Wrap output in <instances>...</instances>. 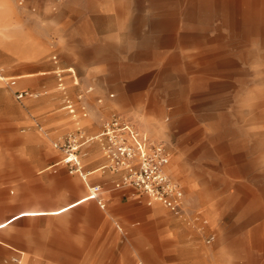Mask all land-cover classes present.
Segmentation results:
<instances>
[{
  "label": "rangeland",
  "instance_id": "1",
  "mask_svg": "<svg viewBox=\"0 0 264 264\" xmlns=\"http://www.w3.org/2000/svg\"><path fill=\"white\" fill-rule=\"evenodd\" d=\"M11 1L24 48L46 49L5 104L15 119L0 124V222L88 191L62 165L38 172L61 161L54 143L71 128L55 69L75 72L66 86L73 101L84 95L88 133L113 113L163 124L148 137L170 148L184 195L178 213L162 206L175 221L150 233L155 204L122 196L106 169L91 178L104 208L21 217L0 231V264H264V0ZM25 88L38 96L17 101Z\"/></svg>",
  "mask_w": 264,
  "mask_h": 264
},
{
  "label": "built area",
  "instance_id": "2",
  "mask_svg": "<svg viewBox=\"0 0 264 264\" xmlns=\"http://www.w3.org/2000/svg\"><path fill=\"white\" fill-rule=\"evenodd\" d=\"M69 71L75 75L72 68ZM59 79V87L64 89L65 86L61 78ZM74 83L78 84L76 80ZM38 94L35 91L22 90L15 93V98L22 101L37 97ZM83 96L80 94L77 97L81 103L79 108L67 94L63 97V109L74 117V121L87 116ZM96 139L103 141L107 168L120 175L113 183L114 189L131 188L140 196L146 197L148 205L159 203L173 210L181 207L184 190L169 172L170 148L165 143L140 133L126 117L117 113L102 122L101 130L96 135L79 127L68 133L62 141L54 143V147L62 153L61 163L70 174L78 175L82 179L88 178L90 171L85 169L82 157L86 148ZM101 192V185H91L86 198L97 199Z\"/></svg>",
  "mask_w": 264,
  "mask_h": 264
},
{
  "label": "crops",
  "instance_id": "3",
  "mask_svg": "<svg viewBox=\"0 0 264 264\" xmlns=\"http://www.w3.org/2000/svg\"><path fill=\"white\" fill-rule=\"evenodd\" d=\"M0 38L1 39H6V38H10L11 43H7L6 40H1L0 42V124H4L6 122H10L14 121V116H10L8 115V113L5 110V104L6 103H11V93H12V86L16 85V81H14L15 79H18L22 76H30L32 74H35L37 71V67L36 64L34 63V60L36 59V57L38 56V54H41L45 49H46V45H41V44H37V41L35 39H32L29 42V46L28 48H24V46L22 45V43H24V38H23V34L21 32V27L20 24L18 22L17 19V14H16V10L15 7L12 3L11 0H0ZM37 44V45H36ZM21 61H24L25 63H27V65L22 66ZM70 68L69 69H55L53 70V73L56 76L57 79V88L59 90V92L62 94V104H63V97L65 94H67L69 97L70 95L68 94V90H67V86H66V81H65V72H68L71 76H73L72 73H70ZM58 72H61V74L59 75ZM40 74H44L46 73L45 71H40ZM75 73V72H74ZM74 80H73V84L75 82V78L76 76L74 75ZM61 78V81L63 82V85L65 86L64 89H61L59 87V81ZM9 80H12L11 82H9ZM78 80V79H77ZM75 85V84H74ZM22 90H28V89H22ZM22 90H16V92L18 91H22ZM71 98V97H70ZM72 99V98H71ZM73 101V99H72ZM21 102V101H19ZM76 106L79 108L81 103L76 99V101H73ZM63 107V105H62ZM73 116H70L69 114L67 116H62L61 118V124H69V122L71 123V128L70 131H73L79 127L84 128L87 124V122H89V119H78L76 121L73 120ZM86 124H84L83 123ZM82 122V123H81ZM84 124V125H80ZM147 125H149V128H147ZM142 127L148 131V132H153L155 134H161L164 131L165 126L159 122L154 123L152 122L150 119H146L143 121V125ZM101 129H99L98 131H96L94 134L92 135H96L100 132ZM68 132V133H69ZM0 135H4L3 132H0ZM54 150H52L51 148H48L45 154H51L53 153ZM83 161H87L86 166L89 164H91V169H89L90 171V177H88L87 179H82L80 176V178L83 180L84 185L88 187V191L86 194L78 197L77 199H74L72 201H69L57 208H52V209H36V210H23V211H18V212H14L12 213L10 216H8L7 218H5L3 221L0 222V231L9 228L10 226H12L18 219H20L21 217H25V216H37V215H50V216H57V215H62L64 213L69 212L70 210L74 209L75 207H77L78 205L82 204V203H87L90 201H95L101 208H104L106 206V200L104 199L103 196V191L100 193V195L98 196L97 199H87L86 196L88 195L89 192V187L91 185L94 184H99L102 187V183L100 182H93L91 183V178L93 180V178L97 179V178H101L103 177V175L105 173H107L109 171V169L107 168V158L104 155V151H103V141L100 139H96L93 143H91L85 150V155L82 157ZM97 164H95L93 166V164L95 162H97ZM58 165H62L63 167L66 168L67 167L64 164H61V161H56V163H53L51 165H47L43 168H40L38 170L39 173H42L50 168H53L55 166ZM106 169L108 171H106ZM169 171H171L173 173V168L170 166L168 167ZM88 170V169H87ZM68 171V170H67ZM108 173H110V176L112 177V182L114 183L116 180L119 179L120 175L116 174V173H112L111 171H109ZM179 178H181L182 182H186L185 178L182 176H179ZM194 185H192L193 187ZM79 187H74V191L78 190ZM103 189V187H102ZM120 190L122 193V196H129V195H133L138 197V199L143 200L146 204H147V199L144 196H140L135 190L131 189V188H124V189H117ZM148 205V204H147ZM151 206V205H148ZM159 203H155V205L153 206L152 209H150L149 211H147L148 216H149V224L147 226V231H150V233H155L157 232V228H158V222L160 221H166L167 223H171L173 221H175V218L170 215L167 211H165V209L163 206ZM167 208V207H165ZM141 209V208H139ZM171 211H174L176 213L179 212V209H170ZM141 212V211H140ZM14 217V218H13ZM13 218V220L9 223H5L6 221H8L9 219ZM138 232H136L137 234ZM164 233V232H163ZM134 233V236L136 235ZM161 234V233H160ZM137 237V235H136ZM22 252V251H21ZM225 249L221 248L220 249V256H222L223 258L226 256L225 254Z\"/></svg>",
  "mask_w": 264,
  "mask_h": 264
},
{
  "label": "bare ground",
  "instance_id": "4",
  "mask_svg": "<svg viewBox=\"0 0 264 264\" xmlns=\"http://www.w3.org/2000/svg\"><path fill=\"white\" fill-rule=\"evenodd\" d=\"M77 82H78V80H77ZM132 124L139 130V132L140 133H143V134H146L147 136H149L148 135V131H146L143 127H142V125L140 126V127H138V126H136V124L134 123V122H132ZM152 139V138H151ZM152 140H154V139H152Z\"/></svg>",
  "mask_w": 264,
  "mask_h": 264
}]
</instances>
